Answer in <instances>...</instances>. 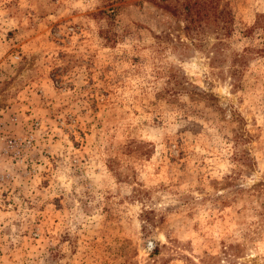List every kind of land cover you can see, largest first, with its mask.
<instances>
[{
	"label": "rangeland",
	"instance_id": "rangeland-1",
	"mask_svg": "<svg viewBox=\"0 0 264 264\" xmlns=\"http://www.w3.org/2000/svg\"><path fill=\"white\" fill-rule=\"evenodd\" d=\"M0 0V264H264V0Z\"/></svg>",
	"mask_w": 264,
	"mask_h": 264
},
{
	"label": "trees",
	"instance_id": "trees-1",
	"mask_svg": "<svg viewBox=\"0 0 264 264\" xmlns=\"http://www.w3.org/2000/svg\"><path fill=\"white\" fill-rule=\"evenodd\" d=\"M203 2L204 0H186L184 7L186 9L187 16H189V21H188L189 23H194L195 21V19L192 16V13L190 12V5L199 6V8L197 9V14L201 16L204 9Z\"/></svg>",
	"mask_w": 264,
	"mask_h": 264
}]
</instances>
